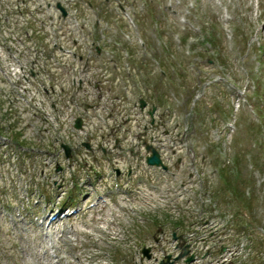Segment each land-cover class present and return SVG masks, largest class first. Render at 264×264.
Instances as JSON below:
<instances>
[{"label": "rangeland", "instance_id": "rangeland-1", "mask_svg": "<svg viewBox=\"0 0 264 264\" xmlns=\"http://www.w3.org/2000/svg\"><path fill=\"white\" fill-rule=\"evenodd\" d=\"M145 125L170 173L142 174ZM0 129V264H163L162 234L179 225L248 264L264 241V0H0ZM117 136L108 156L81 147ZM114 161L141 166L125 181L142 199L83 203L91 169L105 181ZM181 182L194 194L172 193ZM70 197L80 212L50 224Z\"/></svg>", "mask_w": 264, "mask_h": 264}, {"label": "water", "instance_id": "water-1", "mask_svg": "<svg viewBox=\"0 0 264 264\" xmlns=\"http://www.w3.org/2000/svg\"><path fill=\"white\" fill-rule=\"evenodd\" d=\"M57 8L62 12L63 17H66V16H67V12L65 11V9H64L60 4H58ZM140 104H141V109H142V110H145V108H147V106H148V103H147L145 100H143V99L140 101ZM156 111H157L156 106H154L153 109H152L151 111H149V115H150V117H151V119H152V125L155 124V123H154V121H155V117H154V115H155ZM81 127H82V121H81L80 119H78V120H77V124H76V129H81ZM84 146H85L87 149H89V150L91 149L90 144H88V143H84ZM62 147L64 148V150H65V152H66V157H67V159H71V157H72V153H71V149H70V147H69L68 145H65V144H63ZM146 150L148 151V153L151 154L150 156L147 157V164H148L149 166H151V167H161V168H163L164 170H167V169H168V168L163 164L162 159H161V155H160L159 151H158L156 148H154L152 145H148V144H147V145H146ZM104 152H105V151H104ZM58 171H60V169H59ZM174 239H175V241L180 240V242H181L180 245H179V247L182 249L183 252H182L181 255L176 259V260H180V259H182L185 255L188 254V251H187L188 246H184V242L182 241V240H183V237H182V236L178 237L176 233H174ZM149 252H150V249H148V250H144V252H143L144 255H145L148 259L150 258ZM168 260H170V257L168 258ZM193 260H194L193 257H191V258H189L188 262L190 263V262H192ZM163 264H173V263H169V262H168V263H163Z\"/></svg>", "mask_w": 264, "mask_h": 264}, {"label": "trees", "instance_id": "trees-1", "mask_svg": "<svg viewBox=\"0 0 264 264\" xmlns=\"http://www.w3.org/2000/svg\"><path fill=\"white\" fill-rule=\"evenodd\" d=\"M4 131L3 129H0V134L1 132ZM15 136H16V143H20L19 142V138L21 137L20 133H15ZM22 146V145H20ZM248 201H250L249 198H246ZM68 204V202L66 203V205ZM252 226V225H251ZM177 228H181L182 230H185V229H188L189 227H187V225L185 226H182V225H179L177 226ZM248 228H245L243 227L242 229V232L245 233L247 231ZM247 235H249V233H247ZM254 241V246H255V249L253 251V256L251 257L250 260H246L248 261V264H259L260 261L259 260H263L264 261V241H259V243L255 242V240L253 239ZM257 261H259V263H257ZM246 264V263H245Z\"/></svg>", "mask_w": 264, "mask_h": 264}, {"label": "built area", "instance_id": "built-area-1", "mask_svg": "<svg viewBox=\"0 0 264 264\" xmlns=\"http://www.w3.org/2000/svg\"><path fill=\"white\" fill-rule=\"evenodd\" d=\"M85 114L87 115L88 112H85ZM76 116H82V118L85 120V123H88V120L86 119V117L84 115L79 114V115H76ZM76 116H74L73 118H76ZM128 120L131 123L135 122V121L132 120V117H129ZM71 124L73 125L74 121ZM108 124H104V125H108ZM86 126H87V124H86ZM110 148L113 149L112 145H110ZM169 247H172V250L169 251L171 253L174 250L175 247L172 244H170ZM196 250H203V249H196ZM204 252H206V251H204ZM196 264H229V261H228L227 257H225V255H224V256H220V257H218L216 259L211 257V258L207 259V261H205V262L202 259H200V260H197Z\"/></svg>", "mask_w": 264, "mask_h": 264}]
</instances>
